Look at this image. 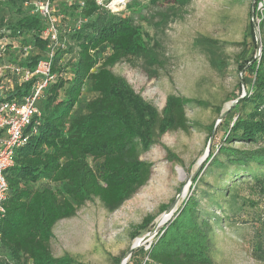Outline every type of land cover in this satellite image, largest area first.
Listing matches in <instances>:
<instances>
[{
  "label": "trees",
  "instance_id": "obj_1",
  "mask_svg": "<svg viewBox=\"0 0 264 264\" xmlns=\"http://www.w3.org/2000/svg\"><path fill=\"white\" fill-rule=\"evenodd\" d=\"M24 1L5 0L0 4V27H6L9 38L20 39L22 47L32 48L23 57L9 51L7 45L11 54L8 66L33 71L45 56L48 41L42 38L40 19L23 9ZM191 1L171 0L168 10L154 13L150 22L142 17L143 21L155 28L165 26L170 17L180 19ZM158 2L149 0L151 6ZM140 6L137 0H131L125 13L118 14L96 6L94 0H85L80 10L77 3L66 7L69 27L77 18L86 23L79 30L60 33V40L65 39L66 43L54 54L51 73L55 80L37 104L40 120L36 133L27 134V143L14 151L13 165L4 174L8 197L5 214L0 218V264H83L68 254L52 255L54 226L73 218L85 203L94 199L107 213L116 212L149 181L152 164L141 161L140 156L158 144L163 135L192 128L186 117L188 107H211L206 101L168 95L158 111L135 93L124 78L112 72L115 65L127 58L140 59L144 68L152 72L150 76L155 75L152 67L160 66L154 52L157 44L151 45L148 36L135 24L137 14L127 15ZM6 10L15 13V19H5ZM263 18L259 30L264 27ZM216 43L205 37L193 42L210 54V64L221 71L224 63L213 51ZM244 68L247 76L242 77L237 89L243 85L246 94L224 117L222 123L226 128L216 154L209 156L207 166L196 175L193 185L200 181L205 184L204 177L215 169L232 167L233 176L264 172V45L259 57ZM34 80L20 83L10 70L6 71L0 77V87L7 93L0 95V100L20 99L28 94ZM84 90L93 98L80 103ZM215 111L219 116L221 108L216 107ZM213 129L214 124L205 127L208 136ZM236 143L247 148H236ZM165 152L168 161L180 162L169 150ZM253 177L263 188L264 174L260 180L257 175ZM42 180L46 185L36 188ZM188 193L149 248H139L131 254L130 264H212V225L203 218L196 186H190ZM170 203L161 205L158 215ZM156 217H144L141 224L133 227L131 239L147 229ZM254 238L253 255L264 260L263 236L255 232ZM112 261L120 264L121 258Z\"/></svg>",
  "mask_w": 264,
  "mask_h": 264
},
{
  "label": "rangeland",
  "instance_id": "obj_2",
  "mask_svg": "<svg viewBox=\"0 0 264 264\" xmlns=\"http://www.w3.org/2000/svg\"><path fill=\"white\" fill-rule=\"evenodd\" d=\"M4 1L0 0V4ZM137 1L141 6L131 13L127 12V15L137 14L134 15L135 24L148 36L151 45L157 44L154 52L160 66H153L151 71H155V75L150 76L152 72L144 68L140 59L127 58L115 65L112 72L124 78L135 93L158 111L162 110L168 95L206 101L211 107H188L186 117L192 128L188 132L163 135L158 144L140 156L141 161L152 164L149 181L116 212L107 213L94 199L85 203L73 218L58 222L50 241L54 257L68 254L83 264H113L112 259L120 257V264H130V257L125 254L136 239L153 232L161 216L158 215V208L172 202L180 193L176 211L186 198L184 195L189 194L186 186L190 177L198 175L207 166L209 156L216 154L226 126L223 120L219 122L215 108L220 107L221 113H224L242 97L247 88L242 84L240 89L237 87L242 77L247 76L244 67L259 57L264 45V27L259 30L258 26L264 17V0H192L180 19L170 17L167 25L158 28L143 21L142 17L150 22L154 13L166 11L172 6L171 0H159L156 6H151L149 0ZM254 6H257L256 15ZM125 11L124 8L120 13ZM4 17L15 19V13L6 10ZM73 21L74 18L70 22ZM153 21L156 23L158 19ZM9 34L5 26L0 27V49L5 46L4 51L0 50V77L8 71L7 59L11 57L6 45L14 54L25 47L21 46L20 39L9 38ZM200 37L217 42L213 51L217 59L224 63L221 71L210 64L208 52L194 46V40ZM59 98H62V92ZM92 98L93 95L84 90L80 103ZM211 124H214V129L208 136L205 127ZM234 146L247 148L239 143ZM166 149L180 162L168 161ZM204 155L205 159L199 164ZM231 170L232 167L215 169L204 177L202 182L205 184L200 181L193 185L194 180L189 184V189L196 186L203 218L212 225V264H264V260L253 255L255 232L261 234L264 241V186L259 188L253 175L260 180L264 172L255 171L249 176L237 173L233 176ZM46 183L42 180L35 187L45 186ZM147 215L157 217L132 240L133 227L141 224ZM147 246L148 243L140 248L146 250Z\"/></svg>",
  "mask_w": 264,
  "mask_h": 264
},
{
  "label": "built area",
  "instance_id": "obj_3",
  "mask_svg": "<svg viewBox=\"0 0 264 264\" xmlns=\"http://www.w3.org/2000/svg\"><path fill=\"white\" fill-rule=\"evenodd\" d=\"M73 2L74 0H25L22 3L23 9L29 15L37 16L40 19L42 38L46 39L48 44L45 56L33 71L12 66L7 67L20 83L35 80L31 84L28 94L20 99L0 100V218H3L5 214L4 204L8 197V185L4 174L13 165L14 151L27 143L28 135L36 133L35 126L39 124L40 120L37 104L40 102L43 92L55 80V75L51 73L54 54L66 43L65 39L60 40V33L79 30L86 23L85 19L77 18L71 27L67 24L65 9ZM76 3L80 10L84 7L85 0H78ZM127 3L128 0H94L96 6L111 14L120 13ZM4 48L5 46H2L0 50L4 51ZM31 49V46L27 45L19 53L25 57ZM5 93L7 91L1 86L0 95ZM244 95L242 94V97Z\"/></svg>",
  "mask_w": 264,
  "mask_h": 264
},
{
  "label": "water",
  "instance_id": "obj_4",
  "mask_svg": "<svg viewBox=\"0 0 264 264\" xmlns=\"http://www.w3.org/2000/svg\"><path fill=\"white\" fill-rule=\"evenodd\" d=\"M245 92V91H244ZM244 92H243V95H244ZM242 97H239L236 101H235V103H234V105L238 102V100H240ZM230 111V108H228L227 109V111H225L224 113H220V115H219V118H218V120H219V122L221 121V120H223L224 119V117L228 114V112ZM211 139H212V136L210 137V141H211ZM205 156L206 155H204V157H203V159L202 160H200V162H199V164H201L202 162H203V160L205 159ZM195 174L194 175H192L191 177H190V182H189V184H191V182L195 179ZM189 184L186 186V192H188V190H189ZM187 194V193H186ZM184 197H186V195H184ZM183 197V198H184ZM179 198H180V193L177 195V197L169 204V206H168V208L164 211V212H169V211H171L174 207H175V205L177 204V202H178V200H179ZM176 211H177V209H176ZM175 211V212H176ZM163 212V213H164ZM174 215V214H173ZM172 215V216H173ZM172 218V217H171ZM171 218L169 219V221L171 220ZM168 221V222H169ZM167 222V223H168ZM167 223L165 224V226L167 225ZM158 233V231H155V232H152L151 233V231H150V233L149 234H153V238L156 236V234ZM152 241V240H151ZM151 241L148 243V248H149V246H150V244H151ZM140 247H143V246H136V247H130V249L126 252V254H125V256H127L128 258L131 256V254L133 253V251L134 250H137V248H140Z\"/></svg>",
  "mask_w": 264,
  "mask_h": 264
},
{
  "label": "bare ground",
  "instance_id": "obj_5",
  "mask_svg": "<svg viewBox=\"0 0 264 264\" xmlns=\"http://www.w3.org/2000/svg\"><path fill=\"white\" fill-rule=\"evenodd\" d=\"M174 212H175V207L169 212L162 213L161 216L156 221V226L154 227L153 232L158 231L160 228H162L169 221V219L172 217ZM152 239H153V234H147L144 237H141L140 239H136L132 247L144 246L147 243H149Z\"/></svg>",
  "mask_w": 264,
  "mask_h": 264
}]
</instances>
